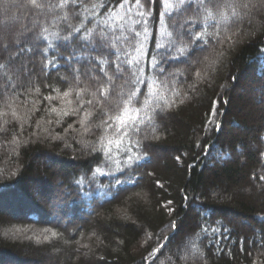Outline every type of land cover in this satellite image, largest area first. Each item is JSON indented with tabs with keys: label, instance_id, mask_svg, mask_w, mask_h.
Wrapping results in <instances>:
<instances>
[{
	"label": "trees",
	"instance_id": "1",
	"mask_svg": "<svg viewBox=\"0 0 264 264\" xmlns=\"http://www.w3.org/2000/svg\"><path fill=\"white\" fill-rule=\"evenodd\" d=\"M141 2L151 10L146 34L120 0H38L41 8L0 0V88L7 89L0 97L7 128L0 132V264H264V0H205L206 7L167 0V11L165 0ZM135 31L141 51L124 43ZM189 31H219L220 42L205 36L212 46L200 51ZM173 40L190 54L173 48L160 75L155 65L165 49L157 45ZM123 52L132 63L120 75ZM137 78L147 84L132 83ZM13 90L22 93L12 102L15 119L4 107ZM137 90L141 102L166 110L131 153L143 157L139 165L105 175L104 152L92 151L103 128L85 133L83 114L64 115L75 107L67 101L75 91L93 99L85 111L95 108L99 123L100 108ZM160 245L154 260L149 253Z\"/></svg>",
	"mask_w": 264,
	"mask_h": 264
},
{
	"label": "snow or ice",
	"instance_id": "2",
	"mask_svg": "<svg viewBox=\"0 0 264 264\" xmlns=\"http://www.w3.org/2000/svg\"><path fill=\"white\" fill-rule=\"evenodd\" d=\"M31 5L35 8H41L43 5L38 3V0H30ZM69 0H64V3H68ZM72 4H77L80 2V0H70ZM198 3L199 7H206L205 0H180V4H191V3ZM212 0H208V3H211ZM127 6V12L129 13L128 19L132 20L133 24H140L143 30V33L148 32L147 25V19L146 17L150 15L151 10L149 9L148 12L144 11V5L142 4L141 0H120V3L117 5L118 8H125ZM95 7V5H93ZM169 5L167 3V0H165V9L167 11ZM243 7H247V5H243ZM133 9H136V15L140 17V19H132V16L130 13ZM110 14H112L113 10H108ZM118 15V13H116ZM161 17L165 16V12H161ZM235 15V13H234ZM123 18V17H121ZM211 19V13H208V16L205 18ZM226 22V21H224ZM106 23V21H105ZM181 27H184V25H181ZM131 32V29H130ZM141 35V31H135L133 34L129 36L124 37V43L128 45L129 47H133L135 51H141L139 48H135V41L136 38H138ZM170 35V34H169ZM188 35L191 37V44L196 45L197 42H200L199 48L200 51H204L207 47L212 46L211 40L205 39V36L211 37L212 39L216 40L217 43H219L218 37L220 36L219 31L215 33H200L196 32L195 34H192L191 31L188 32ZM101 39H107L106 36L103 35V29H101ZM119 39V37L117 38ZM230 40L231 37H228ZM158 49H165L163 52L159 53V58L157 59L156 65L160 67V75L164 74V68L162 67L163 64H166L169 59H173L174 57L171 56V50L175 48L176 52L179 55L187 56L190 54L189 45H184L182 47H176L175 41H170L167 46L163 44L157 45ZM124 59H121V56H117V68L116 71L118 74L122 75L125 71L124 65L125 64H131L132 61H129L126 59L128 53L123 52ZM221 55H223L221 53ZM137 63H139L137 61ZM0 67H3V65H0ZM101 72L104 73V75L108 78L109 81L113 80V76L109 75L108 72H106L103 68L100 69ZM135 75V73H133ZM171 75V74H170ZM197 76H200V73H197ZM61 80H65L66 77H61ZM132 83H145L147 84V78L140 80L137 78ZM161 83H164L161 81ZM79 84V81H77V85ZM77 85L71 86L69 90H66L63 92V97L68 98L73 95L72 89L76 88ZM51 87V86H49ZM195 87V85H193ZM39 89H36V92L39 93ZM55 91V89H53ZM99 92V95L101 97H104L105 100H107L109 92L105 90V87L101 85L100 88L97 89ZM7 92L6 88H0V97H4L5 93ZM75 101L69 99L67 102L69 104H75V107L73 108L72 113L65 112L64 115H70V114H83L82 118L80 120V123L84 126L85 133H91L93 132L94 127L95 128H103V132L101 134V146L95 147L93 146L92 151L93 152H100L101 150L104 152L105 159L102 161V163L110 169L108 173H104L105 175H110L112 170L120 171L123 173L126 169L132 168L134 165H139V161L143 159L142 156L139 155H132L131 153L135 152L137 148H143V141L149 139L148 133L149 131L154 132L156 129L155 127H149L150 125H154V121L158 117L159 113L162 110L161 105L159 103H156L155 106H151L147 100L141 102L140 96L143 95V93H139V90L137 91H130L127 95L126 99L121 98L120 96L117 97V103L115 107L106 105L104 108H100L99 110L103 112V117L100 119L99 123H94V116L96 115V109L94 108L93 111H85V105H93L94 100L93 99H85L82 95L81 91H75ZM19 95H22L19 94ZM19 95L16 94L15 90H13L11 99H5L4 101V107L6 109H12L11 116L15 119L17 118V112L15 108L13 107V101L19 100ZM45 100L52 101L56 99L54 96H45ZM137 105L135 107H132L134 104ZM172 103H175V101H172ZM183 103V101H181ZM215 104V102H213ZM97 108H99V102H96ZM165 106L170 107L171 105L165 100ZM50 112H56L55 108H50ZM2 115H8V112L2 113ZM212 115H215V112L212 113ZM114 122V123H113ZM212 121L209 120V123ZM5 123H8L5 121ZM51 123V121H49ZM71 128V125L69 126ZM0 132H7L6 127L0 126ZM104 134H109L110 137L108 138L106 142H104ZM134 137H139L138 139H134ZM59 139V137H55ZM125 138L128 139V144H124ZM115 144L117 150L119 151L121 158L116 159V157L112 153L111 145ZM113 166L114 169H113ZM97 172H100V168L96 169ZM112 179L115 181L116 184H121V181L113 176ZM260 179L264 180V176L260 177ZM105 195H115L113 193H105ZM187 199V197H185ZM171 201H168V204H171ZM169 213H171L172 209H168ZM170 228L173 230L177 227V222L172 221V223L169 225ZM219 229L212 228V232H216ZM204 231H208V229H204ZM225 231H227L225 229ZM53 237L57 235V233L52 234ZM47 239V237L45 238ZM167 239V238H166ZM166 245H160L157 249H154L153 252H150L149 255L154 258V260L157 258V254H162L163 248H165ZM190 249H184V259L187 260L189 258ZM199 255H202V253H198Z\"/></svg>",
	"mask_w": 264,
	"mask_h": 264
}]
</instances>
